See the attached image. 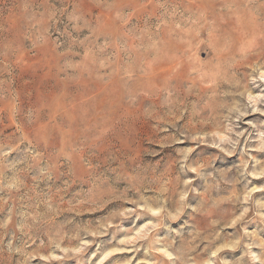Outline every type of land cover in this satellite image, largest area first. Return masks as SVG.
Listing matches in <instances>:
<instances>
[{
  "label": "rangeland",
  "instance_id": "1",
  "mask_svg": "<svg viewBox=\"0 0 264 264\" xmlns=\"http://www.w3.org/2000/svg\"><path fill=\"white\" fill-rule=\"evenodd\" d=\"M0 264H264V0H0Z\"/></svg>",
  "mask_w": 264,
  "mask_h": 264
}]
</instances>
